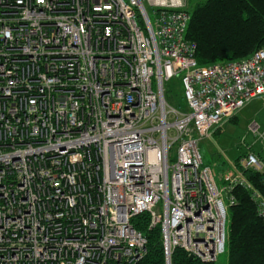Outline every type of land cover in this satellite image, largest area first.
Returning <instances> with one entry per match:
<instances>
[{
    "label": "built area",
    "instance_id": "obj_1",
    "mask_svg": "<svg viewBox=\"0 0 264 264\" xmlns=\"http://www.w3.org/2000/svg\"><path fill=\"white\" fill-rule=\"evenodd\" d=\"M185 9V0H0V264H135L146 253L132 224L142 214L166 258L180 249L214 263L236 186L264 220V197L243 174L264 173L259 157L248 151L220 187L199 150L264 101V45L199 66ZM175 79L184 109L165 99Z\"/></svg>",
    "mask_w": 264,
    "mask_h": 264
},
{
    "label": "trees",
    "instance_id": "obj_2",
    "mask_svg": "<svg viewBox=\"0 0 264 264\" xmlns=\"http://www.w3.org/2000/svg\"><path fill=\"white\" fill-rule=\"evenodd\" d=\"M185 11L190 17L185 38L196 44L199 66L242 60L264 45V0H206ZM180 107L185 108L183 99ZM243 174L264 197V173L246 170ZM232 194L236 203L228 209L227 264H264V220L248 191L236 186ZM132 224L147 240L146 253L135 264H166L159 227L148 229L147 214L135 217ZM170 264L214 263L189 260L176 249Z\"/></svg>",
    "mask_w": 264,
    "mask_h": 264
},
{
    "label": "rangeland",
    "instance_id": "obj_3",
    "mask_svg": "<svg viewBox=\"0 0 264 264\" xmlns=\"http://www.w3.org/2000/svg\"><path fill=\"white\" fill-rule=\"evenodd\" d=\"M185 1L186 9L191 11L197 4L203 3L206 0ZM165 88L166 102L173 108L182 109L180 107L183 99L180 81L178 79L172 80L166 84ZM248 105L236 114L237 120L230 121L226 124L221 132L211 140H205L199 143L203 165L211 166L220 187H222L223 181L219 180V177L224 175V173L227 174L236 165V168H238L239 161L237 162V160L246 156L248 151L258 156L264 164V149L262 140L260 139V134L264 133V101L262 99L255 100ZM251 125L257 126L258 133H253L250 130ZM224 199L225 203H227L225 196ZM158 207L161 212L162 205L159 204ZM166 259V264H169V257ZM227 263V252L220 255L214 262V264Z\"/></svg>",
    "mask_w": 264,
    "mask_h": 264
},
{
    "label": "crops",
    "instance_id": "obj_4",
    "mask_svg": "<svg viewBox=\"0 0 264 264\" xmlns=\"http://www.w3.org/2000/svg\"><path fill=\"white\" fill-rule=\"evenodd\" d=\"M255 100H261V99H259V98H254V99H252L249 103L251 104V103H252L253 101H255ZM249 103H248V104H249ZM248 104H247V105H248ZM250 104H249V105H250ZM247 105H246V106H247ZM249 105H248V106H249ZM246 106H245V107H246ZM245 107H244V108H245ZM244 108H243V109H244ZM239 112H240V111H239ZM237 113H238V112H237ZM237 113H236V114H237ZM233 120H237V115H235L234 117H232L230 120L226 121V122L222 125V128L225 127L226 124H228L230 121H233ZM218 133H219V132L214 133V134L211 136L210 140H211L214 136H216ZM259 159H260V158H259ZM260 160H261V159H260ZM209 167L211 168V166H209ZM211 169H212V168H211Z\"/></svg>",
    "mask_w": 264,
    "mask_h": 264
},
{
    "label": "water",
    "instance_id": "obj_5",
    "mask_svg": "<svg viewBox=\"0 0 264 264\" xmlns=\"http://www.w3.org/2000/svg\"><path fill=\"white\" fill-rule=\"evenodd\" d=\"M188 259H189V260H193V257H192V256H188ZM168 261H169V264H170V258H169Z\"/></svg>",
    "mask_w": 264,
    "mask_h": 264
}]
</instances>
